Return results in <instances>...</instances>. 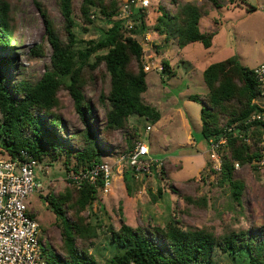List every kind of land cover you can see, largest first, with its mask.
Instances as JSON below:
<instances>
[{
    "label": "trees",
    "instance_id": "16d2710c",
    "mask_svg": "<svg viewBox=\"0 0 264 264\" xmlns=\"http://www.w3.org/2000/svg\"><path fill=\"white\" fill-rule=\"evenodd\" d=\"M207 1L214 9L222 6L221 1ZM55 2L63 19L61 27H57L47 9L34 0L44 33L41 43L33 46L29 55L36 59L44 57L46 44L51 51L43 75L33 82L7 77V71H13L17 60L9 5L0 0V151L14 158L24 150L38 163L47 165L62 162L67 174L102 161L106 152L100 144L102 133L124 130L132 116L155 123L160 114L141 100V95L147 91L146 72L142 69L143 47L133 35L148 32L145 14L131 36H127L120 23L114 20L117 0H80L79 18L74 14V0ZM242 5L248 11L255 10L244 1ZM159 9L160 15L152 30L163 38L164 43L175 39L180 49L196 42L204 49L211 47L215 32L200 31L199 22L205 12L199 5L187 2L173 13L162 7ZM98 16L108 25L104 33L97 40H79L74 32L75 19L91 25ZM101 66L108 77L109 88L98 99L105 110V123L96 129L93 120L97 111L86 99L85 90L89 84H94L93 74ZM161 73L167 77L174 75L166 61H162ZM202 75L208 89L206 96L200 99L190 95L188 99L201 104V134L205 141L220 134L222 115L227 118L225 125H236L235 133L248 136L250 141L229 135L219 174V184H227L231 200L240 205L245 185L235 178L234 164L251 165L260 158L256 142L264 132V124L247 123L256 111L252 100L257 95V85L250 69L242 66L236 55L209 65ZM61 90L71 97L74 111L83 125L76 134L66 133V123L59 112L58 93ZM208 166L209 162H206L204 170L210 169ZM252 168L256 170L257 166ZM133 179V172L126 167L122 180L129 195V183ZM71 195H74L73 200ZM44 199L63 223L66 253L65 257H60L42 245L46 264H96L90 254L78 251L74 244L76 238L95 237V232L89 229L90 225L69 220L65 214L70 209L75 212L85 210L97 200V190L90 185L81 189L71 187L59 196L47 195ZM184 199L188 203L205 205L204 200L195 203L189 197ZM178 223L169 220L164 227L152 230L133 229L123 222L117 231L108 227L114 254L105 264H212L216 250L238 264H264V226L215 236L204 229L183 230Z\"/></svg>",
    "mask_w": 264,
    "mask_h": 264
},
{
    "label": "rangeland",
    "instance_id": "374dc122",
    "mask_svg": "<svg viewBox=\"0 0 264 264\" xmlns=\"http://www.w3.org/2000/svg\"><path fill=\"white\" fill-rule=\"evenodd\" d=\"M4 1L9 5L17 60L13 71H7V77L10 80L36 82L49 64L51 51L46 44L44 57L36 59L29 55L33 46L42 41L44 28L41 16L34 0ZM37 1L47 9L57 27H61L63 19L55 0ZM232 1H221L223 7L214 10L207 0H152V6L144 18L149 27L150 41L159 45L158 52L156 49L152 52L160 65L162 61L168 62L174 75L167 77L156 70L147 72V91L141 95V100L155 107L160 112L161 119L153 123L145 118L132 116L124 130L102 133L100 144L106 152L101 160L110 164L113 171L110 192L107 196L98 193L97 200L81 212L70 209L65 214L69 220L90 225L89 229L95 232V237L76 238L74 244L78 251L90 254L96 264H105L114 254L108 227L117 231L121 222L133 229L152 230L162 228L169 220L174 219L183 230L204 229L215 236L264 226V169L257 167L254 170L253 164L234 168L235 178L241 180L245 187L240 205L232 201L228 185L219 184V174L209 168L204 170L208 157L207 154L205 157L203 155L207 150V143L201 134V104L187 99L189 95H197L200 99L206 96L208 89L202 72L209 64L233 55L241 58L242 64L248 69L264 62V0H244L255 7L254 11L241 6L234 8L231 6ZM187 2L196 3L205 12L200 24L202 29L212 27L218 32L210 51L198 42L182 49L177 46L175 39L164 44L163 38L152 30L156 17L160 15L159 7L173 13ZM79 5L80 0H74V14L78 18ZM78 18L75 19L74 32L79 40H97L108 26L99 16L94 18L91 25H84ZM93 75L95 82L88 85L85 96L97 111L93 121L95 128L100 129L105 123V110L98 99L101 93H107L109 83L103 66ZM58 97L59 112L66 123V133L72 135L80 132L83 125L74 111L71 97L65 90H61ZM225 119L227 118L222 115L219 123L221 129L226 124ZM148 126L150 131L146 130ZM187 135L192 138L194 145H188ZM142 140L154 158L163 160V166L160 170L154 168L150 175L134 176L129 183V195L122 181V174L127 166L119 158L130 151L137 141ZM190 155V161L178 158ZM0 157L6 155L0 151ZM35 176L40 187L23 202L32 211V217L39 225L40 243L51 249V253L53 251L56 255L65 257L63 223L44 199L47 195L59 196L71 188L65 180V168L62 162L51 165L39 163ZM185 197L193 199L195 203L204 200L205 205L188 203ZM73 198L74 195H71L72 200ZM46 258L48 259L47 253ZM212 264L238 263L216 250Z\"/></svg>",
    "mask_w": 264,
    "mask_h": 264
},
{
    "label": "built area",
    "instance_id": "2783aa9c",
    "mask_svg": "<svg viewBox=\"0 0 264 264\" xmlns=\"http://www.w3.org/2000/svg\"><path fill=\"white\" fill-rule=\"evenodd\" d=\"M118 2V11L114 20L120 23L127 36H131L139 25L141 16L152 6V0H119ZM133 37L143 47V71L161 72L162 65L152 52L155 44L150 41L149 33L145 32ZM250 71L258 92L252 100L256 111L251 114L247 123L264 124V62L251 68ZM235 127L236 125H225L220 134L206 141L209 167L214 173L221 172L222 157L226 154L230 134L250 142L248 136L235 133ZM146 130L149 131L150 127ZM256 145L260 150V158L252 164L264 169V132ZM122 160L134 176L150 175L154 168L160 170L163 166V160L154 158L148 146L141 141H137L130 151L119 158L120 162ZM38 164L37 160L24 150L14 158L0 157V264H46L38 237L39 225L23 202L40 187L35 176ZM238 167L239 164L235 163L234 168L238 169ZM112 172V166L101 161L90 168L67 173L65 180L72 188L81 189L84 185H90L97 190V194L107 196L113 180Z\"/></svg>",
    "mask_w": 264,
    "mask_h": 264
},
{
    "label": "crops",
    "instance_id": "0c3cea01",
    "mask_svg": "<svg viewBox=\"0 0 264 264\" xmlns=\"http://www.w3.org/2000/svg\"><path fill=\"white\" fill-rule=\"evenodd\" d=\"M243 1H244V0H233V1H232L233 4H231V6H234V8H235V6H237V7H239V6H241V7H245V6L242 5V2H243ZM238 3H239V4H238ZM222 7H223V6H221L220 8H222ZM245 8H246V7H245ZM218 9H219V8H218ZM214 10H215V9H214ZM216 10H217V9H216ZM211 12H212V11H210V13H211ZM201 20H202V18L200 19V22H199V27H200V31H201V32H215V36L213 37L211 47L208 48V49H206V50L210 51V50L212 49L213 45H214V39H215V37H216V35H217L218 32H217V30L214 31V30L212 29V27H211V29H209V28H208V29H205V28L202 29V28H201V25H200V24H201ZM154 44H155V43H154ZM164 44H165V43H164ZM158 48H159V45L155 44L154 49H158ZM181 49H182V48H181ZM233 56H234V55H233ZM239 62H240V64H241L242 66H244V65L242 64L241 58H239ZM209 65H211V64H209ZM209 65H208V66H209ZM208 66H207V67H208ZM207 67H206V68H207ZM206 68H205V69H206ZM205 69H204V70H205ZM250 69H251V68H250ZM204 70H203V71H204ZM202 73H203V72H202ZM189 96H190V95H189ZM189 96H188V97H189ZM188 97H187V99H188ZM188 100H189V99H188ZM148 105H149V104H148ZM150 106H151V105H150ZM152 107H153V106H152ZM154 108H155V107H154ZM155 109H156V108H155ZM156 110H157V109H156ZM157 111H158V110H157ZM158 112H159V111H158ZM159 114H160V112H159ZM160 119H161V114H160ZM160 119H159V120H160ZM159 120H158V122H159ZM148 127H149V126H148ZM146 128H147V127H146ZM149 131H150V130H149ZM187 140H188V142H187L188 145H191V146L194 145V142H193L192 138L189 137V135H187ZM141 142H143V140H142ZM143 143H144V142H143ZM145 144H146V143H145ZM146 145H147V144H146ZM148 148H149V147H148ZM149 151H150V149H149ZM206 153H207V150H206L205 153L203 154L204 157H205V154H206ZM178 158H179V159H184L185 161H190V160L192 159L191 155H190V156H186V158H182V157H178ZM205 166H206V165H205ZM205 166H204V167H205ZM197 171H199V170H196V172H197ZM122 181H123V180H122ZM123 183H124V182H123ZM125 189H126V188H125ZM29 212L31 213V216H32V214H33L32 211L29 210Z\"/></svg>",
    "mask_w": 264,
    "mask_h": 264
}]
</instances>
